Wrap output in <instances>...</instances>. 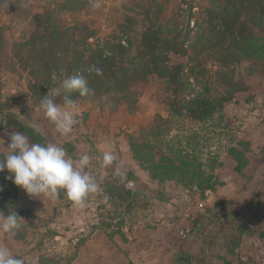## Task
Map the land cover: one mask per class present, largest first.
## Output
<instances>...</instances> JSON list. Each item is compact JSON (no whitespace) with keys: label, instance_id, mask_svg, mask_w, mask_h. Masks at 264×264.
Listing matches in <instances>:
<instances>
[{"label":"trees","instance_id":"1","mask_svg":"<svg viewBox=\"0 0 264 264\" xmlns=\"http://www.w3.org/2000/svg\"><path fill=\"white\" fill-rule=\"evenodd\" d=\"M38 1L41 4L35 6ZM198 1L199 10L190 15L195 18L193 25L188 20L183 29L176 18L162 23L163 2L129 0L111 31L101 36L89 17L95 0H0V10H6L21 26L16 37L8 38L7 25L0 23V69L24 74L27 94L38 106L48 90L58 87L64 78L85 76L93 95L62 93L56 103H64L67 95L113 111L123 101L130 113L137 109L136 84L151 74L164 78L172 95L168 116L157 115L153 126L142 128L137 135L128 134L127 145L151 179L159 183L173 180L196 189L203 198L207 191L224 184L215 172L222 161L213 150L212 134L219 133L215 126L220 124L217 118H224L225 102L248 87L236 69L246 62L250 75L264 65V0ZM193 8L190 2L186 11ZM171 53L186 56L187 61L169 64ZM92 65L102 75L89 72ZM31 124L0 99V129L11 128L26 134L31 142L47 143V137L35 132ZM63 147L72 153V144ZM227 151L238 172L247 166L248 140H237ZM114 170L108 169L104 196L120 210L107 220L102 218L100 224L104 229L114 227L109 237L117 234L126 241L122 207L135 198L127 182L137 178L133 171L124 170L126 179L121 181ZM8 175L7 169L0 172V211L7 215L14 209L22 217L23 229L35 227L32 219L37 215L31 208L16 205L20 187ZM62 195L61 190L57 198ZM114 217L117 220L112 225ZM74 258L46 253L37 257L38 264H70Z\"/></svg>","mask_w":264,"mask_h":264},{"label":"rangeland","instance_id":"2","mask_svg":"<svg viewBox=\"0 0 264 264\" xmlns=\"http://www.w3.org/2000/svg\"><path fill=\"white\" fill-rule=\"evenodd\" d=\"M128 1L95 0L94 8L90 12L89 17L93 20V24L98 28L101 36L111 31L115 22L123 13V6ZM158 1L163 2L165 6L164 12L161 14L162 23L165 24L171 19L176 18L180 27H184L183 29H186L188 20L189 26L193 25L195 18L191 19V12H197L201 4L198 0H187V4L185 5L182 4V0ZM190 2H192L194 8L188 12L186 9ZM39 4L41 2H35V6ZM181 9H183V12ZM83 17L86 16L83 15ZM14 21L6 10H0V23L7 25L8 30L6 31V35L8 38H14L19 34L21 26ZM186 61V56L173 53L169 54L168 57L169 64L184 63ZM247 66L248 64L243 62L236 69L239 76L247 84V89L237 91L232 99L225 102L222 110L224 118L222 120L217 118L216 123L220 124L215 126L219 133L218 135L216 133L212 134V136H215V139L212 140V144H214L213 150H217L219 158L222 161V166L217 168L215 172L227 178V181L231 182L232 185H234V181L238 185L237 181H239L240 186L237 190L241 195L232 199L227 198L226 200L219 201L210 208H204L205 210L196 217H193L188 212L189 206L183 205L181 208L182 214L179 218L182 221L180 223L177 222V224L179 225V235L181 238L195 235L199 239L197 246L199 248L203 246V250L204 246L206 248L207 240L211 236L212 227L214 228L215 225V223L213 224L214 221L219 223L217 226L221 228V225L224 226L227 223H231V219H237V221L242 222L244 225H248L244 237L247 240H253L251 251L254 250L253 252L257 253L255 263L264 264V144H261L264 142V75L262 74L264 73V65L250 75L246 73ZM211 67L214 69V64ZM135 88L138 91L137 109L135 112L130 113L126 103L119 101L117 108L113 110L117 114V117L109 123L112 130L110 134L109 128L103 129L102 127L97 131L94 129L92 133H82V119H84L86 114L85 106L89 109L98 107L109 113L112 111H109L106 106L102 108L96 103H88L82 99H75L74 101L80 109V116L78 123L74 127L77 129V135L82 137L78 138L79 136H75L69 140L70 137L59 135L55 130V126L48 121L43 110L34 101V98L27 94L25 75L20 72H10L0 69V99L6 104L7 108L19 112L24 118L29 119L31 123H38L41 132L47 137V142L51 135L58 138L57 140L54 139V143L60 145L65 143L73 144V140L77 141L78 147L73 144L74 149L72 153L67 151L68 154L78 157L87 153L92 156L88 170L100 186V192L90 195L86 207L83 209L75 207L63 190L61 198L49 199L46 197L43 200L44 203L42 202L43 207L41 209L38 207L39 209L34 210L33 208L34 211H37V218L32 219L35 227L22 228L15 234L4 233V236L0 238L2 240L0 245L10 247V251L14 256L23 259L24 262L25 260H29L28 264H35L39 253L64 258L74 255L77 259H74V262L70 264H85V258L91 262L90 264H101L99 262H101L102 255L105 254L104 252L107 248L120 247L114 241L113 236H108L109 233H112L114 227L111 226L108 229H104L100 224L102 218L107 220L108 216H113L115 210L119 211L120 209L113 207L108 201L109 198L104 196L108 169H113L115 166L112 165L106 168L99 166V161L102 160L104 150H100L97 147V143H100L102 140L103 146L107 145L105 150H114L116 147L119 153H123L122 156L120 155L123 164H129L133 160L137 168H141L127 145V135H137L142 128L153 126L157 121V115L168 116V105L172 99L165 79L160 78L156 74L149 75L145 80L136 84ZM59 104L62 105L63 103ZM127 114L135 116H128ZM13 131L15 130L11 128L0 129V140L4 141V143L0 141V153L6 151L5 147L10 143L6 133ZM99 131L103 132L99 133ZM106 132H108V136ZM248 138L249 140H253V142H250ZM237 140H248L250 142L249 161L247 166L240 172L236 169V161L227 151L228 146L232 143L235 144ZM80 143H83V145H80ZM253 143L255 147L252 148L251 144ZM121 144L123 149H120ZM118 160L121 161L120 159ZM133 172L137 179L128 181L127 186L133 192L139 191L143 195L139 196L137 207L131 201L122 207L125 219L123 232L131 234L143 229L153 228L155 223L163 220L164 214L167 211H161L158 207V204L161 206L165 202L162 199L173 200V204H176L177 202H184L187 197L181 193L173 192L170 196L164 198L165 192L162 186L147 190V185L139 180L135 171ZM255 173L262 174L261 179H256L254 177ZM179 186L180 188L178 189L180 191L185 193L186 191L184 190H187L186 194L197 192L196 189H187L181 185ZM155 205L157 207L156 210L154 209ZM232 209L235 212L234 214L230 212ZM217 214H219L220 218L216 220ZM228 215H232V217ZM116 220L115 217L110 219L112 225L115 224ZM22 221L24 223L28 222V220L24 219ZM51 232L56 233V236H53ZM91 234L96 238L101 237L103 240L107 238L110 241L107 239L104 241L97 239L93 245H86L87 239ZM114 237L119 240L123 251L129 246L127 244V240L129 239L126 238V241H123L117 234ZM62 264H65V261H62Z\"/></svg>","mask_w":264,"mask_h":264},{"label":"crops","instance_id":"3","mask_svg":"<svg viewBox=\"0 0 264 264\" xmlns=\"http://www.w3.org/2000/svg\"><path fill=\"white\" fill-rule=\"evenodd\" d=\"M262 74L264 75V73ZM84 109L86 111V114L84 116V119H82L83 121L81 128L82 133H88V132L92 133L94 129L95 131H97L100 127H102L103 129L109 128L110 129L109 134L112 133V130L110 128L111 125H109V123L114 118L117 117L115 111L109 113L98 107L89 109L87 108V106H85ZM127 115L135 116L131 114H127ZM76 131L77 129L74 127L73 132L69 136H67L70 137L69 140L72 139V137L79 136L77 135ZM102 132L103 131H99V133ZM106 134L108 136V132H106ZM81 137L82 136H79L78 138ZM54 139L57 140L58 138H55L53 135H51V137H49L48 142L54 143L55 141ZM249 141L253 142V140L251 139ZM73 144L76 147H78L77 141L73 140ZM261 144L263 145L264 142H262ZM80 145H83V143H80ZM106 146L107 145L103 146L102 140L100 143H97V147L100 150L103 149L104 151H106L105 150ZM251 147L252 148L255 147L254 143L251 144ZM120 149H123L122 144ZM111 151L115 152L118 159H120L121 162H123V160L120 157V155L122 156L123 153H119L116 147L114 150ZM69 156L71 157V155ZM73 160L75 159L73 158ZM259 163H261V161H259ZM123 168L124 170L131 169L135 171L139 180L147 185V190L151 188L153 189L157 188L158 186H162V188L164 189L163 191L165 192L164 198L166 196H170L171 193L173 192L181 193L185 195V197L186 196L187 197L185 198L184 202L182 203L177 202L176 204H173V200L162 199V201L165 202L161 206H159L158 204V207L161 209V211L162 210L167 211L164 214L163 220L159 221L158 223H155V226L153 228L143 229L141 231L132 234L126 232L125 237L129 239L127 240V244L129 246H127L124 251L119 240H117L114 237L116 235H114L113 236L114 241L116 242V244L120 245V247L119 248L114 247L111 249L107 248L104 252L105 254L102 255L101 262L99 263L101 264H256L255 260L257 259L256 256L257 253L253 252L254 250L251 251V247L253 246L252 245L253 240L250 239L247 240L246 237H244L248 225H244L242 222L237 221V219H231L232 220L231 223H227L224 226L221 225V228L217 226V224L219 223L214 221L213 224L215 223V225L214 228L212 227L211 236L207 240L206 248L204 246L203 250H202L203 246H201V248L197 246L198 245L197 242L199 239L195 237V235L187 236V238H181V236L179 235V225L177 224V222L180 223L182 221L179 220V218L181 217L182 214L181 208L183 207V205L189 206L188 212L191 213L193 217H196L200 213H202L206 208L212 207L215 203L219 201L226 200L227 198L232 199L236 196L241 195L237 190L238 187L240 186L239 181H237L238 185L236 184L235 181H234V185H232L231 182L227 181V178H224L220 173L217 172L218 177L224 181V184L222 186L217 187L215 191H210V192L207 191L205 193V196L201 198L197 192L186 194L187 190H184L186 191L185 193L180 191L178 189L180 188V186L173 180H166L163 183H159L157 180L151 179L146 171L142 170L141 168H137L136 163L133 160L132 162H129V164L126 165L123 164ZM254 177L256 179H261L262 174L255 173ZM142 195H143L142 192L136 191L135 198L131 201V203H134V205L137 207L138 206L137 202H139V196ZM45 198L46 197L44 196H41L40 198L32 197L29 194H27L24 189L20 187L17 193L16 205L20 208H31L32 210L33 208L34 210L39 208L41 209L43 207L42 202L44 203L43 200ZM55 199H57V197ZM156 208L157 207L155 205L154 209L156 210ZM230 212L232 214L235 213L233 209ZM34 213L36 214L37 211H34ZM228 216L232 217V215H228ZM218 218H220L219 214L216 215L215 219L217 220ZM2 236H4V233L0 232V238ZM97 239L98 240L102 239L101 241H104L107 238L106 239L104 238L103 240V238L101 237L96 238L93 236V234H91L87 239L86 245H93L95 243V240ZM107 240L110 241V239ZM1 241L2 240L0 239V242ZM8 248L10 249V247ZM74 259L76 260L77 258L75 257ZM74 259L71 262H74ZM28 261L29 260H25V263L28 264L29 263ZM86 263L90 264L91 262L85 258V264ZM35 264H38L37 258Z\"/></svg>","mask_w":264,"mask_h":264},{"label":"clouds","instance_id":"4","mask_svg":"<svg viewBox=\"0 0 264 264\" xmlns=\"http://www.w3.org/2000/svg\"><path fill=\"white\" fill-rule=\"evenodd\" d=\"M89 72L102 75V70L92 65ZM78 92L81 97L94 94L85 76H71L64 78L56 88L48 90L40 101V108L45 117L55 126L61 136H69L78 123L80 109L69 96L63 97V105L57 104L55 98L62 93ZM30 127L37 133L41 131L38 123L33 122ZM10 143L6 151L0 154V172L7 169V179L26 191L32 197H47L55 199L63 190L68 199L78 209L86 207L90 195L100 192V186L95 177L88 170L92 156L84 153L78 160H73L65 147L60 144L34 143L22 132L6 133ZM3 141V140H0ZM4 143V141H3ZM115 165L113 175L121 181L126 179L123 163L118 160L115 152L106 150L101 168ZM21 218L14 209L7 215L0 211V232L15 234L22 229ZM0 264H25L24 260L12 254L6 246L0 245Z\"/></svg>","mask_w":264,"mask_h":264},{"label":"built area","instance_id":"5","mask_svg":"<svg viewBox=\"0 0 264 264\" xmlns=\"http://www.w3.org/2000/svg\"><path fill=\"white\" fill-rule=\"evenodd\" d=\"M181 233H183V235H185V233H184V232H182V231H181Z\"/></svg>","mask_w":264,"mask_h":264}]
</instances>
